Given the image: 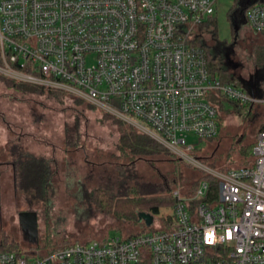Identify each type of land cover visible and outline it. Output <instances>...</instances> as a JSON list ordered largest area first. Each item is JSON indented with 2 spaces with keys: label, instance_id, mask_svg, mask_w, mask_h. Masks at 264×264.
Wrapping results in <instances>:
<instances>
[{
  "label": "built area",
  "instance_id": "obj_1",
  "mask_svg": "<svg viewBox=\"0 0 264 264\" xmlns=\"http://www.w3.org/2000/svg\"><path fill=\"white\" fill-rule=\"evenodd\" d=\"M218 1L0 0V75L81 98L204 174L191 194L173 191L168 230L44 255L0 247V264H264V110L251 165L213 168L188 139L219 135L213 97L264 109V98L213 75L196 44ZM246 17L264 34V0Z\"/></svg>",
  "mask_w": 264,
  "mask_h": 264
},
{
  "label": "rangeland",
  "instance_id": "obj_2",
  "mask_svg": "<svg viewBox=\"0 0 264 264\" xmlns=\"http://www.w3.org/2000/svg\"><path fill=\"white\" fill-rule=\"evenodd\" d=\"M234 1L235 6L231 7ZM255 3V0H219L214 16L216 27L210 22L199 26L197 30L200 37L196 39V44L207 48L211 60L217 57L221 65L217 66L216 74L226 77L232 73L233 78L238 79L240 89L250 97L262 100L264 92L260 84L264 67L255 63L252 49L254 46L264 47V36L248 28L245 13ZM213 101L233 120L223 131L225 137L246 133L244 140L231 142L232 139L226 141L223 138V146L219 148L222 143L216 145L213 140L201 141L191 134L188 139L202 149L199 155L208 159L209 164L215 162L217 168L249 165L246 148L255 142L258 123H262L263 107L260 104H242L225 98L218 100L213 97ZM122 124L124 127H132L73 95L62 93L57 98L40 91L23 92L0 79V149L6 144L19 142L31 153L54 161L58 168L51 205L37 209V245L28 242L19 224L18 214L26 211L29 206L23 199L16 197L11 168L8 167L2 173L0 245L14 244L21 253L38 252L44 255L76 242L104 236H122L114 218L95 209L89 202L78 199V195L81 196L78 182L82 184L91 169L85 161L109 159L115 151ZM67 130L74 134L70 136V140H74L71 145H67ZM172 159L166 158L161 165L156 164L160 170L146 163L139 164L138 170L144 179L155 180L157 170L163 173L168 171L166 167L175 165L176 162ZM178 167L176 178L180 185L174 190L189 195L193 192L195 179L201 178V174L185 163H179ZM170 212L172 213L171 209L164 208L156 218L159 219L161 215L167 217ZM141 216L139 213L138 230H144L143 225L151 226ZM155 225L157 226V222ZM128 229H124V232Z\"/></svg>",
  "mask_w": 264,
  "mask_h": 264
},
{
  "label": "trees",
  "instance_id": "obj_3",
  "mask_svg": "<svg viewBox=\"0 0 264 264\" xmlns=\"http://www.w3.org/2000/svg\"><path fill=\"white\" fill-rule=\"evenodd\" d=\"M214 16L210 18L207 23L210 22L216 27ZM248 28L251 29L249 25ZM216 30L217 29L215 28V33ZM200 45L207 53V59L211 73L215 76H218L223 84L237 86V78H233L232 73L226 77L216 74L217 66L221 65V63H218L217 57L211 60L209 58L210 54L207 48L202 44ZM252 54L255 63L261 65L264 64L263 46H254L252 49ZM0 79L11 84V86L17 88L18 90H22L23 92L40 91L42 93H47V95L50 97L52 96L57 98H60L61 94L64 93L58 90L17 82L3 75H0ZM217 105L221 114L220 121H222V107L219 104ZM258 125L259 132L261 128H263V125L260 122ZM119 129L120 137L115 145V151L112 153V155H110L111 157L109 159L106 158L104 160L100 159V161L96 160L91 162L87 159L85 161L91 169L87 179L83 181L82 184L78 182L79 191L81 193L80 197L78 195V199L81 202H89L95 207V209L97 208V210H101L102 212H105L114 218L118 224V229H121V233H123L122 236L125 238H131L141 233L168 230L170 229V225L173 221L172 213L170 212L167 217L163 215H161L159 219L156 217L160 216L161 210L164 208L171 209L173 212V207L175 205L173 191L178 185H180L176 178L177 169L179 168L178 165L179 163H185L187 165L190 164L176 157L162 144L143 132H140L132 127H124L123 124L121 127H119ZM221 130L222 126L220 123L219 135L208 141L213 140L217 145L224 142L223 138H226V141L233 138L229 136L222 137L224 135L221 134ZM71 135L74 136V134H71V132L67 130V145H71L74 142V140H70ZM239 137L240 136H234L231 142H235L237 139L239 140ZM255 142L246 148V158L249 157L250 159L248 161L249 165L253 163L252 151ZM222 146L223 143L221 146H219V148ZM201 151L202 149H197L195 154L206 164L223 171L231 169L217 168L215 162L209 164L208 159L199 155ZM217 152L221 153V151ZM166 158H173L172 160L177 164L175 163V165H170L169 168L166 167L168 171L163 173L157 170L158 173L155 180L148 181L142 177L138 170L139 164L146 163L159 169L157 166L164 163ZM5 166L11 168L13 188L17 195L16 197L23 199L29 206L26 211L24 210L21 212H36L38 214V207L48 208L51 205L52 197L55 191V185L58 179V168L54 161L31 153L25 146L17 142L12 145L6 144L4 148L0 149V179L3 173L2 167ZM197 172L201 174V178L198 180L195 179V182L193 183V192L198 187L200 181L204 178L202 171L197 169ZM212 184V191H214L216 194L215 183L212 182ZM142 212L150 214L153 217V221L151 226L143 225L145 226L144 230H138L137 228L140 227L138 215ZM155 222H157V226L155 225ZM124 229H128V231L124 232ZM125 233L127 235H125ZM106 237L108 236H104L102 238H93L85 242H89L94 239H104ZM37 243L38 239L35 244H30L37 245ZM10 245L12 246L1 244L0 247L4 251L21 253L19 249H17L16 245Z\"/></svg>",
  "mask_w": 264,
  "mask_h": 264
},
{
  "label": "water",
  "instance_id": "obj_4",
  "mask_svg": "<svg viewBox=\"0 0 264 264\" xmlns=\"http://www.w3.org/2000/svg\"><path fill=\"white\" fill-rule=\"evenodd\" d=\"M141 217L147 224H152L153 217L147 213H141ZM19 224L29 243L35 244L39 237L38 214L36 212H20Z\"/></svg>",
  "mask_w": 264,
  "mask_h": 264
},
{
  "label": "crops",
  "instance_id": "obj_5",
  "mask_svg": "<svg viewBox=\"0 0 264 264\" xmlns=\"http://www.w3.org/2000/svg\"><path fill=\"white\" fill-rule=\"evenodd\" d=\"M260 0H255V2H259ZM234 5H235V1H234V3L231 5V7L233 6L234 7ZM217 11V10H216ZM263 35V34H262ZM264 36V35H263ZM263 67H264V64H263ZM263 71H264V68H263ZM237 81H238V79H237ZM261 84H260V86L262 87V89H263V92H264V73H263V75L261 76ZM237 87H239V83H237ZM221 111H222V121H221V126H222V130H221V134H223L224 135V137H225V134L223 133V131H224V129H225V127L231 122V120H232V118H231V116H229L228 117V115L226 116L224 113H223V109H221ZM232 122H233V120H232ZM223 137V136H222ZM221 137V138H222ZM255 141H256V139H255ZM8 167H2V170H3V173H5L6 172V169H7Z\"/></svg>",
  "mask_w": 264,
  "mask_h": 264
},
{
  "label": "flooded vegetation",
  "instance_id": "obj_6",
  "mask_svg": "<svg viewBox=\"0 0 264 264\" xmlns=\"http://www.w3.org/2000/svg\"><path fill=\"white\" fill-rule=\"evenodd\" d=\"M245 135H246V133H241V134H238V135H236V136H240V137H239V140L242 141V140L244 139ZM233 138H234V137H233ZM233 138H232V139H233Z\"/></svg>",
  "mask_w": 264,
  "mask_h": 264
}]
</instances>
